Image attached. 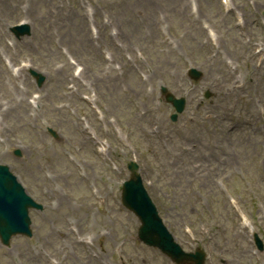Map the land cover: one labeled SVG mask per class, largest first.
I'll list each match as a JSON object with an SVG mask.
<instances>
[{
    "label": "rangeland",
    "instance_id": "obj_1",
    "mask_svg": "<svg viewBox=\"0 0 264 264\" xmlns=\"http://www.w3.org/2000/svg\"><path fill=\"white\" fill-rule=\"evenodd\" d=\"M95 1L97 2V9L99 12L109 19L116 18L124 25V30L130 38L129 41L134 42L135 45L141 48L145 58L149 60L153 67L156 76L170 82H175L181 86L185 84L181 76L182 63L178 60L179 57L176 54L164 50V48L160 46V42L156 38V32H150L149 34H151V37H147L136 27L137 23L134 17L136 13L140 14L146 23H152L153 10L151 8H147L141 0ZM197 1L202 4V8L205 10V13L208 14L211 27H228L224 30L228 33V36L231 37L232 43L236 44L240 41L235 31L229 28V19H223L221 16H218L212 7L209 6L208 0ZM154 3L156 4L154 5L155 11L158 9H166L168 11L172 27H175L178 35L183 36V45L189 52V57L193 56L199 64H204L205 51L201 48V45L195 43L194 39L196 32L195 27H199L198 24L187 18L181 10L175 9L177 0H154ZM47 10L48 4L45 0H33L31 4L32 18L35 23L33 39L38 43L41 52L40 54H38V52L34 53V60L41 65L57 60V54L50 50L52 46L49 25L59 22L60 18L48 19L46 14ZM6 11V0H0V16ZM68 15H71L73 18L72 14ZM250 27H252L250 28L252 32L258 35L255 25H250ZM62 39L67 46H71L78 52L80 59L87 65L90 73L97 79L98 87L103 93V98L109 106L110 115L115 120L116 125L119 127H126L130 131L133 140L138 144L140 150L144 152L146 161H143V167H145L146 164L148 165L147 171L155 180L157 186L156 196L160 203L165 206L164 208L167 211L169 221L175 228L178 227V218H188L191 212L197 209V196L195 190L201 186L199 185L200 181H192L191 178L188 177L186 171H179V168L184 166V164L181 165L178 153V140L176 137L178 134L177 126L180 125V128L186 133L185 141L187 145H192V143L196 142L199 143V148L194 149L190 157H186L188 160L194 159L202 150L210 154L208 158L215 162V165H219L214 160L216 152L211 149V146H216V144L222 142V150H226V140L221 130L222 124L219 123L217 119H213V117L216 114L219 115V118L227 117V109L223 106L220 108V103L217 108L206 105V109L203 112H198L196 121L186 127L182 124L170 125L165 119L166 111L163 108L164 117L162 122L166 127L171 129L173 135L171 140V155L174 157V161L172 165H169L170 159L167 157L163 158L160 150L153 142L150 146L148 144L149 150L145 148V124L148 119L155 117L157 114L148 111L143 118L136 120L135 115L132 113L131 100L140 99L145 101V98L140 89L134 87L132 84L130 75H127L125 79L131 91H129V89L124 91L117 85V79L113 76L108 75L104 77L101 75L99 70V67H101L100 59L97 56L96 50L89 45L84 35L79 34L74 38L73 27L67 26ZM75 39L78 40V43L75 42ZM20 44L22 47L19 48V53L22 56H27L29 51H27L23 43ZM231 52L238 62L239 68L245 71L240 51H236L234 46H232ZM211 64L212 63H209V65ZM218 68L219 65L214 63V65L207 69V72L209 75H213V72ZM202 69L204 70V66H202ZM58 79L61 80V75H57L51 84V87L54 88L53 99L56 98L55 94L58 86ZM255 84H260L259 78L255 80ZM101 87H105L107 90H103ZM58 104L63 107L60 108L59 105V108L47 111L50 116L49 122L58 130L56 131L59 135V139L55 142L47 136L44 138L42 134L35 133L30 124H27L26 121L24 122L20 106L14 109L17 114L21 115V117L16 118V121L18 127L22 125L20 129L18 128L21 143L19 146H22V150L19 158H14L13 156L9 157L12 161L11 166L13 171L21 177V180L27 186V191L33 195L35 199L45 204L46 208L42 214H37L34 219V238L37 236L40 237L38 241L33 240L30 243V252L26 249V244L28 242L18 239L13 241L9 249L0 250V253L4 257L9 258L12 252H20L18 254L13 253L12 255L17 260L21 259L23 264H44V257L38 249L39 245H44L46 247L43 237L50 238L51 233L56 232L60 227L66 232L67 225L65 218L67 216L76 219L83 230H87L89 228L88 224L90 223L87 215L91 214L95 217V222L98 223L108 221V217L111 220L109 231L100 238L102 245H104L105 242L110 244L106 247L108 250L111 249L112 244H123V248L138 254L139 260L135 264H146V260L149 263H158L152 254L136 247L138 245L135 243L134 238L131 237V232L121 224L125 222V216L115 212L114 218L110 217L108 210L109 206L106 208L100 207L94 197L87 191L85 185L77 179L73 167L68 163L63 152H67L79 159L85 160L88 165L94 158L90 151L87 133L83 132L81 128L78 127L75 118L72 116V112L76 111L78 103L74 99L64 98L60 99ZM208 113L210 114L209 119L206 117ZM203 123H206L209 127L207 131L204 130L202 126ZM37 124H39V122H37ZM227 129L230 136L236 134L240 141L242 137H250L255 145L258 144L259 140L256 136L249 135L244 128L238 129L237 127L227 124ZM237 148L243 153L244 159L247 160L244 163L247 170L250 171L253 165L252 153L239 147V145H237ZM228 166L227 163V167ZM91 169L95 171L94 166H91ZM215 170L218 174L226 172L223 168ZM46 171L56 175L58 177L57 180H59L61 185H64L67 191L66 195L59 193V198L62 196L66 198L62 201L61 205L54 209L49 205V200L53 196L51 194L43 195L41 192V187L49 184L43 178V172ZM88 173L90 176L95 175L91 171H88ZM95 173L98 175L99 171L96 170ZM231 184H234V180H231ZM183 186H186L188 193H190L189 196H187V192L184 190L185 188ZM97 189L99 195L102 197L106 196L107 191L105 186L99 185ZM213 210L215 215L218 216L220 224H222L223 232V228L227 227L225 222L226 214L223 208L222 210L213 208ZM91 224L92 227L90 229H92L95 235L93 221H91ZM35 252L37 253V258H35Z\"/></svg>",
    "mask_w": 264,
    "mask_h": 264
}]
</instances>
